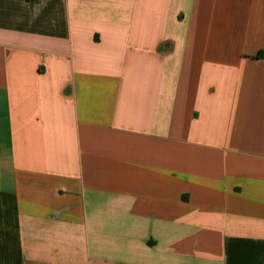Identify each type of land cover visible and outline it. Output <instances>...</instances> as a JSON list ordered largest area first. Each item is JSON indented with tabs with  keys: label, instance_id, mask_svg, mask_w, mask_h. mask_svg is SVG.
I'll use <instances>...</instances> for the list:
<instances>
[{
	"label": "crops",
	"instance_id": "1",
	"mask_svg": "<svg viewBox=\"0 0 264 264\" xmlns=\"http://www.w3.org/2000/svg\"><path fill=\"white\" fill-rule=\"evenodd\" d=\"M0 264H264V0H0Z\"/></svg>",
	"mask_w": 264,
	"mask_h": 264
}]
</instances>
